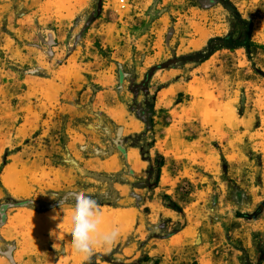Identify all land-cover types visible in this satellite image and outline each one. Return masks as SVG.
<instances>
[{"label":"rangeland","instance_id":"obj_1","mask_svg":"<svg viewBox=\"0 0 264 264\" xmlns=\"http://www.w3.org/2000/svg\"><path fill=\"white\" fill-rule=\"evenodd\" d=\"M0 264H264V0H0Z\"/></svg>","mask_w":264,"mask_h":264},{"label":"clouds","instance_id":"obj_2","mask_svg":"<svg viewBox=\"0 0 264 264\" xmlns=\"http://www.w3.org/2000/svg\"><path fill=\"white\" fill-rule=\"evenodd\" d=\"M61 208L65 201H60ZM56 217H54L55 219ZM71 248L79 253L90 256L96 243L100 212L97 201L89 195L77 193L71 198L70 216L68 219ZM159 231V225L155 226ZM55 234V233H54ZM119 236V228H114L103 234V243L111 245Z\"/></svg>","mask_w":264,"mask_h":264},{"label":"crops","instance_id":"obj_3","mask_svg":"<svg viewBox=\"0 0 264 264\" xmlns=\"http://www.w3.org/2000/svg\"><path fill=\"white\" fill-rule=\"evenodd\" d=\"M100 81L103 84L106 85H110L112 82V78L109 76H101L100 77ZM101 101V100H100ZM109 104V105H107ZM107 111L109 112V114L117 121L119 122H125L126 123V128L129 132L131 131H136L140 128L139 123L136 120H132L130 118H127V114L125 112V110L118 106L115 105L113 103L107 102ZM127 157L128 160L130 162V164L132 165V167L135 170H140L143 167V161H141L137 150L135 149H130L129 151H127ZM108 163V162H107ZM108 164H111V162H109ZM172 211H175L174 209L172 210L171 208H167V215H169L168 213H172Z\"/></svg>","mask_w":264,"mask_h":264},{"label":"trees","instance_id":"obj_4","mask_svg":"<svg viewBox=\"0 0 264 264\" xmlns=\"http://www.w3.org/2000/svg\"><path fill=\"white\" fill-rule=\"evenodd\" d=\"M231 27L233 31L238 29V34L233 38V34H230L228 37L223 38L224 41H230L235 43L237 46H247L252 42L251 32H252V23L250 20H247L241 16L239 12H236Z\"/></svg>","mask_w":264,"mask_h":264}]
</instances>
